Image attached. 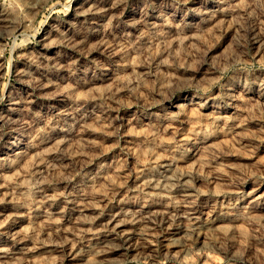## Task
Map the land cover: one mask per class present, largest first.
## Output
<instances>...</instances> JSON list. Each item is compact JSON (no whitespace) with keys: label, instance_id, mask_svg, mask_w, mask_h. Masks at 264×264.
I'll list each match as a JSON object with an SVG mask.
<instances>
[{"label":"rangeland","instance_id":"rangeland-1","mask_svg":"<svg viewBox=\"0 0 264 264\" xmlns=\"http://www.w3.org/2000/svg\"><path fill=\"white\" fill-rule=\"evenodd\" d=\"M0 264H264V0H0Z\"/></svg>","mask_w":264,"mask_h":264}]
</instances>
